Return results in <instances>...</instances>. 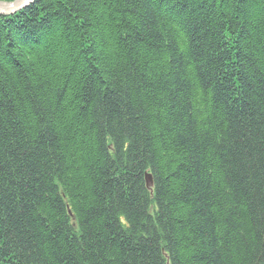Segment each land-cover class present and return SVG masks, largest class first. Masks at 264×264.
Listing matches in <instances>:
<instances>
[{
    "label": "trees",
    "instance_id": "obj_1",
    "mask_svg": "<svg viewBox=\"0 0 264 264\" xmlns=\"http://www.w3.org/2000/svg\"><path fill=\"white\" fill-rule=\"evenodd\" d=\"M0 264H264V0L0 16Z\"/></svg>",
    "mask_w": 264,
    "mask_h": 264
},
{
    "label": "water",
    "instance_id": "obj_2",
    "mask_svg": "<svg viewBox=\"0 0 264 264\" xmlns=\"http://www.w3.org/2000/svg\"><path fill=\"white\" fill-rule=\"evenodd\" d=\"M33 2H35V0L0 1V15H14L31 5ZM146 179L149 183L151 182L149 175L146 176Z\"/></svg>",
    "mask_w": 264,
    "mask_h": 264
},
{
    "label": "bare ground",
    "instance_id": "obj_3",
    "mask_svg": "<svg viewBox=\"0 0 264 264\" xmlns=\"http://www.w3.org/2000/svg\"><path fill=\"white\" fill-rule=\"evenodd\" d=\"M0 16H4V15H0Z\"/></svg>",
    "mask_w": 264,
    "mask_h": 264
}]
</instances>
